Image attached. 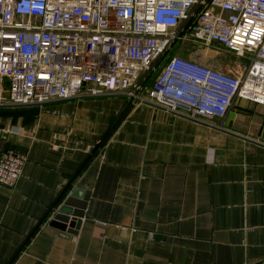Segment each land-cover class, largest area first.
<instances>
[{"label": "crops", "instance_id": "crops-1", "mask_svg": "<svg viewBox=\"0 0 264 264\" xmlns=\"http://www.w3.org/2000/svg\"><path fill=\"white\" fill-rule=\"evenodd\" d=\"M180 43L239 74L237 56ZM3 105L0 152L27 161L0 185V264H264L263 104L237 98L212 120L86 90ZM66 187L90 193L76 235L49 225Z\"/></svg>", "mask_w": 264, "mask_h": 264}, {"label": "built area", "instance_id": "built-area-1", "mask_svg": "<svg viewBox=\"0 0 264 264\" xmlns=\"http://www.w3.org/2000/svg\"><path fill=\"white\" fill-rule=\"evenodd\" d=\"M177 41L249 60L233 75L173 55ZM122 94L191 118H224L237 98L264 105V0H0V104ZM7 92V94H6ZM27 156L0 152V185Z\"/></svg>", "mask_w": 264, "mask_h": 264}, {"label": "water", "instance_id": "water-1", "mask_svg": "<svg viewBox=\"0 0 264 264\" xmlns=\"http://www.w3.org/2000/svg\"><path fill=\"white\" fill-rule=\"evenodd\" d=\"M42 103H34V104H11V105H3L10 107H21V106H29L36 105ZM6 118L3 119V121ZM6 123L0 124V137L7 136V132H5ZM81 188L76 187L73 190H69V187H66L57 202L51 208L49 214V225L57 228L63 233L76 235L78 233V229L82 223V218L86 213V205L89 199V191H85L83 197L77 194Z\"/></svg>", "mask_w": 264, "mask_h": 264}, {"label": "rangeland", "instance_id": "rangeland-1", "mask_svg": "<svg viewBox=\"0 0 264 264\" xmlns=\"http://www.w3.org/2000/svg\"><path fill=\"white\" fill-rule=\"evenodd\" d=\"M183 44H187V43H186V42H185V43H180V47H179V48H182ZM175 49H176V45H175V47L173 48V51H172V50L169 51V53L167 54V58L165 57V58H163V59L161 60V62H159V64L157 65L156 72H153V73L150 75V77H153V78L156 77L157 73L161 70V68H162V66L165 64V62L169 59V57H171L172 54L175 53V52H174ZM213 51H215V50H213ZM215 52H219V53H220V51H215ZM174 55H175V54H174ZM172 56H173V55H172ZM179 56H180V55H179ZM182 57H183V56H182ZM235 58H236V60L239 61V65H238V66H239V75H241V74H243L244 71L247 69V67H248V65H249V60L246 59V58H242V57H235ZM150 87H151V86L148 85L147 88H146V90L143 91V94L147 93V89L150 88Z\"/></svg>", "mask_w": 264, "mask_h": 264}, {"label": "trees", "instance_id": "trees-1", "mask_svg": "<svg viewBox=\"0 0 264 264\" xmlns=\"http://www.w3.org/2000/svg\"><path fill=\"white\" fill-rule=\"evenodd\" d=\"M165 57L167 58V55H165L163 58H165ZM163 58H162V59H163ZM160 62H161V61H160ZM153 81H154V78L149 76V77L147 78V80H146V85H151V84L153 83Z\"/></svg>", "mask_w": 264, "mask_h": 264}]
</instances>
